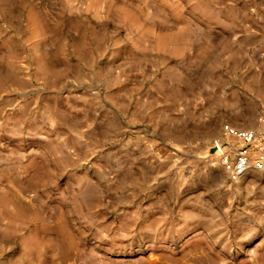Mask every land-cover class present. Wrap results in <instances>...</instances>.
I'll return each instance as SVG.
<instances>
[{
  "label": "rangeland",
  "instance_id": "obj_1",
  "mask_svg": "<svg viewBox=\"0 0 264 264\" xmlns=\"http://www.w3.org/2000/svg\"><path fill=\"white\" fill-rule=\"evenodd\" d=\"M264 0H0V264H264Z\"/></svg>",
  "mask_w": 264,
  "mask_h": 264
},
{
  "label": "built area",
  "instance_id": "obj_2",
  "mask_svg": "<svg viewBox=\"0 0 264 264\" xmlns=\"http://www.w3.org/2000/svg\"><path fill=\"white\" fill-rule=\"evenodd\" d=\"M218 161L232 180L249 172H264V131L226 123L214 142Z\"/></svg>",
  "mask_w": 264,
  "mask_h": 264
},
{
  "label": "water",
  "instance_id": "obj_3",
  "mask_svg": "<svg viewBox=\"0 0 264 264\" xmlns=\"http://www.w3.org/2000/svg\"><path fill=\"white\" fill-rule=\"evenodd\" d=\"M216 152H217V149L215 147H212L210 149V154L214 155V154H216Z\"/></svg>",
  "mask_w": 264,
  "mask_h": 264
}]
</instances>
